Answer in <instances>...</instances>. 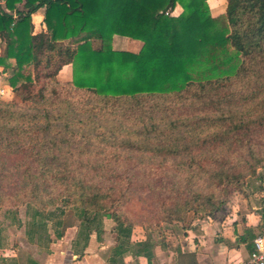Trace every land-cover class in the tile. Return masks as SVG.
<instances>
[{
  "label": "trees",
  "instance_id": "16d2710c",
  "mask_svg": "<svg viewBox=\"0 0 264 264\" xmlns=\"http://www.w3.org/2000/svg\"><path fill=\"white\" fill-rule=\"evenodd\" d=\"M42 7L46 29L35 32ZM115 35L143 45L116 50ZM0 38L15 94L0 100V211L31 243L48 249L52 222L56 239L77 225L73 247L84 249L110 218L113 255L150 258L149 243L131 239L145 223L120 212L141 190L162 221L204 219L264 167L253 140L264 128V0H227L217 17L208 0H0ZM68 64L73 78L62 81ZM161 157L176 172L169 182L114 170Z\"/></svg>",
  "mask_w": 264,
  "mask_h": 264
},
{
  "label": "crops",
  "instance_id": "0c3cea01",
  "mask_svg": "<svg viewBox=\"0 0 264 264\" xmlns=\"http://www.w3.org/2000/svg\"><path fill=\"white\" fill-rule=\"evenodd\" d=\"M221 5L222 3L216 8L218 14L223 12L220 11ZM18 7L23 9L24 4H19ZM182 10V7L177 5L172 14L179 15ZM44 12L45 7H42L32 15L35 32L46 29ZM5 47L4 39L0 38V55L4 54ZM3 70L4 67L0 66L3 73L0 85L7 84L11 87L7 73ZM70 70L71 64L65 65L58 78L63 81L72 80ZM249 189L250 191L244 188L242 192H238L233 204L227 202L229 207L227 205L226 210L222 207L214 216L188 222H170L160 231V240L146 231L136 234L135 227L141 226L135 225L131 239L134 243L148 242L151 246L150 258L145 254L136 255L135 251L130 250L122 256L113 255L112 249L117 244L115 232L114 242L108 250V247L99 246L102 240H98L97 235L94 237L96 233L91 234L84 249L75 250L73 243L76 240L77 225L68 227L64 236L56 242L53 240L52 246L42 254L29 256L41 264H246L253 249V239L264 226L263 186L261 183L258 186L252 182ZM96 241L99 243L93 247ZM5 251V247L0 248V264H15L13 261L26 264L27 259L22 263L16 255H9Z\"/></svg>",
  "mask_w": 264,
  "mask_h": 264
},
{
  "label": "rangeland",
  "instance_id": "374dc122",
  "mask_svg": "<svg viewBox=\"0 0 264 264\" xmlns=\"http://www.w3.org/2000/svg\"><path fill=\"white\" fill-rule=\"evenodd\" d=\"M210 3V12L212 15L220 16L225 14L226 6H227V0H212ZM217 3V4H215ZM221 5L220 11L222 14H218L217 12V6ZM213 7V10H212ZM219 11V10H218ZM101 44L100 40H93V46L98 47ZM143 43L142 42H135L131 38L115 35L112 40V47L116 50H129L133 52H138ZM71 78H73V66L71 65ZM7 75H9L7 73ZM63 81V80H62ZM1 87H7V84H1ZM5 87V88H6ZM8 88V87H7ZM15 98V94L13 92V89L8 90L6 89L4 93H0V100L5 101H11ZM256 134L253 136V140L256 143L255 148L258 151L259 157H262L264 159V128L255 130ZM259 131L260 134H259ZM123 156L130 155L131 153L127 152H117ZM114 154V148H109L104 152V154H99V157H102L104 155H107V157H112ZM97 157V156H94ZM162 157L159 159H154L153 161H143L144 164H135L134 160H130L128 162L126 161H120L119 164H114V170L120 171V172H138V173H152V174H158L162 175L165 182H169L173 177H169V175L176 173L175 169L171 166V163L167 161H161ZM264 161V160H263ZM162 162V163H161ZM147 163V165H146ZM110 168H106L108 170ZM86 170V169H85ZM264 174V167H260L257 169L256 174L253 176H248L245 180H242L241 187L242 191L244 188H247L248 191H250L249 187L251 183H256V185H260L261 183V177ZM6 186L8 188L15 189L16 185L15 182L7 183ZM141 198H134L133 201L126 204L123 209L120 210V212L123 214V217L126 219H137L145 223L144 225H139L141 227H135L136 228V234H138L140 231H146L149 232L151 235H155L157 239L160 235V231L163 229V227L169 225L170 222L168 221H162L163 215L159 213V211L156 208V201L152 194L150 195L149 190H141L140 191ZM238 195V192L231 194L230 196L226 195L227 202L232 203L234 200H236V196ZM227 202L223 205V209H227V205L229 207V204ZM5 209L3 208L0 211V228L2 229V232L0 234V238L3 239L5 243L6 253H9V255H16L19 260L24 263L29 257V255L32 254H42L46 251L47 248L43 247L42 245H38L36 243H31L28 241L27 236L25 234V226L19 227L17 225H14L11 223V219L8 218L5 214ZM18 210V215L22 219L23 223L26 222L28 217L26 216V207L20 206L18 208H15ZM73 216L70 214L67 218L68 221L72 220ZM193 219V215H190L186 222L191 221ZM105 230L102 236V243L99 246H105L111 247V243L114 242V231L113 226L115 225V222L110 218H105ZM160 221V222H158ZM138 226V225H137ZM49 231L55 240L57 239L54 236V225L52 222H49ZM71 231V230H69ZM96 234H94L95 237ZM97 240V239H96ZM54 243V242H53ZM52 242L49 244L48 247H51ZM67 242H65L66 244ZM98 241H96V244H94L93 247L98 245Z\"/></svg>",
  "mask_w": 264,
  "mask_h": 264
},
{
  "label": "built area",
  "instance_id": "2783aa9c",
  "mask_svg": "<svg viewBox=\"0 0 264 264\" xmlns=\"http://www.w3.org/2000/svg\"><path fill=\"white\" fill-rule=\"evenodd\" d=\"M6 87V86H5ZM0 86V93H4L6 89L12 90V87ZM261 184L264 190V174L261 177ZM262 242H264V226L263 228L255 235L253 239V249L250 252L249 258L246 264H264V247H262Z\"/></svg>",
  "mask_w": 264,
  "mask_h": 264
},
{
  "label": "clouds",
  "instance_id": "9594fccd",
  "mask_svg": "<svg viewBox=\"0 0 264 264\" xmlns=\"http://www.w3.org/2000/svg\"><path fill=\"white\" fill-rule=\"evenodd\" d=\"M262 247H264V242H262Z\"/></svg>",
  "mask_w": 264,
  "mask_h": 264
}]
</instances>
